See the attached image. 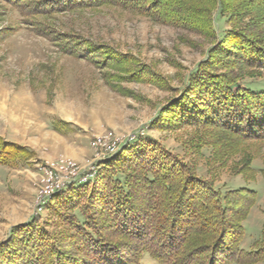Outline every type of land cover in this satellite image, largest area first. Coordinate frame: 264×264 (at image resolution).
<instances>
[{
  "label": "trees",
  "instance_id": "obj_1",
  "mask_svg": "<svg viewBox=\"0 0 264 264\" xmlns=\"http://www.w3.org/2000/svg\"><path fill=\"white\" fill-rule=\"evenodd\" d=\"M4 1L25 18L110 6L156 24L200 31L211 42L206 58L152 125L202 130L201 147L218 155L219 141L224 154H231L234 144H264V91L241 86L255 71H264V0ZM222 22L230 28H216ZM60 42L63 54L114 71L109 85L120 79L165 86L131 55L75 36ZM32 156L0 138V165ZM251 162L250 157L243 161L248 179L254 173ZM259 173L264 188V169ZM256 201L257 193L246 188L223 194L192 165L152 139L138 138L102 162L90 183L51 199L44 223L31 217L12 227L0 243V264H141L144 255L156 264H260L264 224L250 251L240 247L243 223Z\"/></svg>",
  "mask_w": 264,
  "mask_h": 264
},
{
  "label": "rangeland",
  "instance_id": "obj_2",
  "mask_svg": "<svg viewBox=\"0 0 264 264\" xmlns=\"http://www.w3.org/2000/svg\"><path fill=\"white\" fill-rule=\"evenodd\" d=\"M217 27L226 30L230 25L222 22ZM69 36L133 56L165 86L120 79L109 85L114 71L61 52L60 40ZM209 46L200 31L156 24L117 7L25 18L0 0V138L33 155L16 165H0V243L12 227L31 217L40 223L47 220L46 204L41 209L37 204L43 163L82 168L103 145L133 135L157 142L223 194L241 188L255 191L257 201L243 223L240 246L250 251L264 224L259 173L264 169V144H234L233 152L224 154L225 145L219 141L218 155L212 147H201L206 140L202 130H159L152 125L159 111L177 97L189 73L206 58ZM241 86L264 91V71H255ZM60 122L66 126L57 130ZM249 157L254 173L248 179L243 161ZM141 264L156 263L144 255Z\"/></svg>",
  "mask_w": 264,
  "mask_h": 264
},
{
  "label": "built area",
  "instance_id": "obj_3",
  "mask_svg": "<svg viewBox=\"0 0 264 264\" xmlns=\"http://www.w3.org/2000/svg\"><path fill=\"white\" fill-rule=\"evenodd\" d=\"M137 137L128 136L123 139L114 140L103 145L96 152L94 160L85 167H77L75 164L67 163V166L45 162L39 167L40 192L37 204L39 209L47 204L56 195L64 192L71 186L90 183L96 176L99 165L115 156L123 147L129 145Z\"/></svg>",
  "mask_w": 264,
  "mask_h": 264
}]
</instances>
